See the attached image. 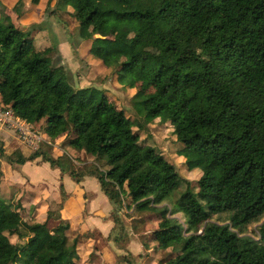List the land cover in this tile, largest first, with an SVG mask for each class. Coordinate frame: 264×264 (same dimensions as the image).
Segmentation results:
<instances>
[{
    "label": "trees",
    "instance_id": "1",
    "mask_svg": "<svg viewBox=\"0 0 264 264\" xmlns=\"http://www.w3.org/2000/svg\"><path fill=\"white\" fill-rule=\"evenodd\" d=\"M58 3L71 9L88 53L105 65L106 74L128 87L138 85L131 109L118 106L102 86H73L70 72L54 62V47L33 52L34 29L18 27L10 17L11 11L22 14L23 0H17L0 13V101L43 140L28 154L20 149L6 154L0 142V158L10 165L39 158L77 184L94 177L112 205L114 226L121 222L120 209L145 207L149 196L161 203L184 184L171 211L183 210L189 228L200 232L183 237V226L166 218L168 208H157L153 241L160 249L178 247L166 264H264V220L257 229L261 244L238 235L264 216V0ZM118 19L136 27L128 40L116 37L121 50L101 36ZM142 42L159 45L156 67H143L142 51L130 55ZM119 54L124 59L117 60ZM183 107L190 115L174 140L187 170L200 172L193 180L140 139L151 135L156 118L176 120ZM72 119L73 137L64 135ZM62 135L56 156L54 143ZM90 141L96 143L90 162L66 151L86 153ZM60 193L65 196L62 186ZM18 208L0 191V264H83L77 239L68 244L69 225L59 211L27 221ZM222 213L227 222L210 220ZM11 227L25 241L11 242L5 231ZM129 256L118 259L135 264Z\"/></svg>",
    "mask_w": 264,
    "mask_h": 264
},
{
    "label": "rangeland",
    "instance_id": "2",
    "mask_svg": "<svg viewBox=\"0 0 264 264\" xmlns=\"http://www.w3.org/2000/svg\"><path fill=\"white\" fill-rule=\"evenodd\" d=\"M45 1H46L45 6L44 7L42 6L43 9L41 8L39 12L40 17L39 15H36L37 17L33 15V16H29L28 18H24L25 23L29 25L28 29L36 28L37 26H40L39 28L45 30L43 31L42 37L39 36L38 38L37 35V37L35 38L32 51L34 52L44 49L46 45L54 47L55 48L53 53L54 62L63 65L64 68L70 72V80L73 86L75 87H83L90 85H95L98 87L102 86L108 89V91L112 93L113 100L118 106H122L125 109H127V111H130L131 109L130 98L136 92V87L138 85L137 86L133 85V87H128L127 85L120 83L112 72L106 74L105 65L100 61L95 62L94 61L95 58L92 55H89L86 59L80 58V55L77 54L76 51L78 53L79 50L81 52L84 51V47L83 45H81L83 34L78 29L75 20L71 17V15H68L66 13H64L66 15L63 16V12L60 11L64 7L58 3V0L55 2V4H52L53 2L52 0H50V2L48 0ZM16 2L17 0H0L1 15H4L6 11L12 10ZM23 8H24V3L22 9ZM51 13H53L54 16L50 15ZM10 17L15 21L16 26L21 27L19 26L20 18L17 17V15L12 11L10 12ZM135 29L136 27L133 22L126 19H118L115 24L104 27L101 32V36L113 39L114 45L119 50H121L122 44L121 42L118 41V38L116 37H119V39L128 40L135 33ZM87 32L88 30L85 31V33ZM96 36H100V35H96ZM137 51H142L143 53L142 55L143 67H156L158 65L159 45L142 42L136 47L130 49V55L136 53ZM116 59L122 60L124 59V57L119 54L116 56ZM127 115L129 116V114ZM189 115H190V109L188 107H183L181 110V115L176 120H170V119L163 120L165 117L156 118L153 121V123L149 126L151 135L145 136L144 134H141L140 139L142 140V138L145 137V139L143 140L144 143L151 145L152 147L155 148L156 151L162 152L170 162L172 163L174 162L176 164L178 171H180L183 177L189 180H193V178L197 177L200 174V172L198 169H193L190 171L187 170L183 162L184 157L176 153L177 147L175 145V140H174L176 136L177 128L186 123V120ZM73 125H74L73 119L70 120V122H67L66 124L67 130L64 131V135L68 134L72 137L75 135ZM0 129H1L0 142H2L4 145L5 153L10 154L13 150L18 148L20 149L17 141L18 139L19 140L21 139L19 138L18 134L15 131H13V128L4 125L3 127H0ZM34 129L36 130V128ZM63 137L64 136L62 135L59 142ZM27 138L29 137L27 136ZM59 142H57V146L60 148ZM88 148H89L88 150L89 152L86 151V153L84 151L75 152L70 148H67L66 151L73 158L79 157L85 160L86 162H90L93 159L92 155L95 152L96 143L94 141H90ZM53 154L58 155L57 150H55ZM0 163L4 167L5 174H7L9 172V168L6 165L7 163L2 159ZM13 166H15L16 168L18 165L14 164ZM29 167L30 166H28V168ZM36 167L38 168L35 169L32 172V174L37 175L36 177H38V179L45 180L47 183L50 182L53 183L56 180L60 182L61 178L55 177L56 171L50 168L47 165V163H41ZM61 174L63 175L64 173L61 172ZM65 177H67V179H69L71 183L75 184L68 175H66ZM62 182L64 184L66 183L65 185H68V182H66V178ZM84 185L86 191L84 190L85 192L81 193L80 190V194H78L77 191L74 190L71 193L73 199L70 202L69 195L67 196L65 195L63 197L60 193L61 186L64 188L63 184L60 185L59 183L58 186H57V182L55 186L54 184H50L51 189L56 190V192L59 191L61 195V202L53 205L52 208L48 207L47 209H50L51 211L57 213V211L60 212V210L62 211L63 208H66L65 210H69L70 216H72V214L76 212L79 204V210L82 211V213H87L89 211L88 200L93 197L92 196L93 191H97V186H98L97 180L91 178V180L89 181H84ZM70 187L71 186L68 185V188ZM184 188L185 185L181 184L177 191L172 193V195L167 200H164L161 203H157V204L153 203L152 197L149 196L147 199L150 201L145 207H142L140 209L136 208L135 210H132L133 205H131L129 208L120 209L119 217H121V222L116 226H114L115 224L112 221L111 215L109 214L110 217L109 219H111L112 225L110 224L109 230L104 232L105 236H102L100 232H98L97 230L93 231L92 244L91 245L88 244L89 246L85 247L84 254L79 252V255L80 256L84 255L86 259V257L93 255L94 251H101L102 249H104V247H107L108 242L109 243L113 242L112 246L118 249L120 248L121 251L119 252H121V255H127L129 253L131 255L129 256L130 259L135 264H166L167 260H170L172 255L175 254L178 247L176 244H173L174 246L171 245L167 248L160 249L158 248L156 242L153 241L152 230L156 228L158 225L154 212H157L159 208L167 207L168 211L165 214L166 218L172 219L173 221H176L177 223L183 226L182 228L183 237H189L190 235H197L200 232V230L196 231L189 228L183 210H176L174 212L171 211L172 208L175 207L176 205L175 203L176 199L180 197L181 195L180 193L184 190ZM1 189L4 192H10L11 190L10 186L4 183H2ZM18 190H19L18 192L14 193V198L12 200V207H14L16 203L20 204L21 206L20 211L23 218L27 221L35 220V218L32 217L31 208H29L30 202L26 198V196L29 195L24 194V191L21 188H19ZM100 193L105 197V195L102 192ZM51 197L52 196H50V198ZM188 199L192 200V197L189 195ZM52 201L53 200L50 199L51 203L49 205L52 204ZM108 203L110 204V202ZM99 207L101 211H105L106 209V205L104 204V202ZM155 208L158 209L155 210ZM110 210H112V208ZM96 212L97 210L96 211L94 210L93 215ZM62 218L64 219V221L68 223L70 227L71 226L70 222H72V220L70 221L67 217L66 218L62 217ZM210 220L216 221L218 223L227 222V214L222 213L220 215H213ZM263 220H264V216L258 221H254L248 225H244L239 231L238 235L248 236L255 243L261 244L257 234V229L259 224ZM77 222L79 223L83 222L79 216H77V220H75V224H72L71 226L72 230L69 231L68 228V230L66 231L68 244H72V242L75 239H78V231L81 230H80V226L78 227L76 225ZM14 229L15 227H11L9 228V230H5L10 241L13 243H21L25 241L24 239H19L15 234H13L12 231ZM82 233L84 234L85 232ZM104 239H107L109 241L106 242V240ZM95 243L97 245H95ZM94 255L99 257V254L98 255L94 254ZM111 257L112 258L108 257V260H104L107 261V263L104 264H126L120 262L117 255L115 257L114 256ZM96 264H103V260L100 259L98 262H96Z\"/></svg>",
    "mask_w": 264,
    "mask_h": 264
},
{
    "label": "crops",
    "instance_id": "3",
    "mask_svg": "<svg viewBox=\"0 0 264 264\" xmlns=\"http://www.w3.org/2000/svg\"><path fill=\"white\" fill-rule=\"evenodd\" d=\"M48 1L50 2V0H48ZM52 1H53L52 4H55V2L57 0H52ZM45 2H46L45 0H39V2L37 4L32 5L29 0H23L24 8L22 10L21 16L19 17L20 18V20H19L20 25L19 26L23 27L24 29H27L29 25L25 23L24 18H28L29 16H33V15H35V16L39 15V17H40L39 12H40V9L42 8V6L43 7L45 6ZM68 11L70 12L71 9L69 7H64L61 9L60 12H63V16H65L66 14L70 15L68 13ZM64 13H66V14H64ZM50 15H53V13H51ZM39 27L40 26L33 28L34 29L32 31L33 37H34L33 44H34V40L37 37V35H38V38H39V36L42 37L43 31H45ZM81 45H83L84 51L81 52L79 50V55L82 59H86L90 55L88 53L89 46L86 43V41H84L83 39L81 41ZM46 47H51V46L46 45L45 48ZM94 61L99 62V60H97V59H94ZM36 132H37V136L39 137L38 139L43 140L41 132H39V131H36ZM38 139H34L35 141H34L33 145H31L29 143H25L19 139H18L17 143H18V146L20 147V150L22 152L28 154L30 151H32L37 146L38 142L40 141V140L38 141ZM59 140H60V138L58 140H56V142L54 143L55 150H56V148H59L57 146V142H59ZM57 154H59L58 151H57ZM0 161H1V158H0ZM38 161H39V158H37L36 160H33V161H27L24 164L18 165L16 168H15V166L10 165L5 161L7 163L6 165L9 168V172L7 174H5L4 167L0 163V170H1L0 181H2V182H0L1 183L0 184V191L5 196L11 197V199L13 200L14 193L18 192L19 191L18 189L21 188L24 191V194L29 195V196H26V198L30 202L29 208H31L32 217L35 218L36 221H43L47 217V211L50 210L47 208L48 207L52 208L53 205L61 202V195H60L59 191L56 192V190L51 189L50 184H54V186L56 185V182H57V186L59 185V183H60V185L63 184L65 195L66 196L69 195V201L71 202V200L73 199L71 193L74 190L77 191L78 194H80V190H81V193H84L86 191L84 181H89V180H91V178H94V177L86 176L78 184L75 183L70 178L75 183V184H73L69 181V179H67V177H65L68 174L64 173L62 175L61 171L59 169L52 168V169H54V171H56L55 177H59V178H61V180H60V182H58V180H56L53 183H51V182L47 183L45 180L38 179V177H36L37 175L32 174V172L38 168V167H36L37 165H39L41 163H47V162H38ZM47 165L49 166L48 163H47ZM28 166H30V167L28 168ZM25 176H27V177H25ZM65 178H66V182H68V185L71 186L70 188H68V185H65L66 183L64 184L62 182V181H64ZM2 183L10 186V188H11L10 192H4L1 189ZM97 185L99 186L98 182H97ZM82 186H84V187H82ZM98 186H97V191H93V193H92L93 197L88 200L89 211L87 213H82V211L79 210V204H78L76 212L73 213L72 216H70L69 210H65L66 208H63L62 211L60 210V214L62 217H65V218L67 217L70 221L72 220V222H70L71 226H72V224H75V220H77V216H79L80 219L83 221L82 223L77 222V224H76L78 227L80 226V230H81V231H78V239H77V243H76V249H77L78 255H79V252L84 254L85 247H88L89 245L92 244V242H93L92 232L93 231L97 230L98 232H100V234L102 236H105L104 232L109 230L110 224L112 225V221H111V219H109L110 218L109 214L111 212L110 209L112 208V205H111V203L110 204L108 203L109 201H108L107 197L106 196L104 197L100 193L102 191L100 190V188L98 189ZM50 196H52V197L50 198ZM50 199L53 200L51 205H49L51 203ZM103 202L106 205L105 211H101V209L99 207ZM15 205H17L19 207L18 210L20 211V208H21L20 204L16 203ZM94 210L95 211L97 210V212L93 215ZM71 226L69 227V231L72 230ZM77 226H76V229H77ZM110 231H111V229H110ZM82 232H85V233L83 234ZM104 240H106V242L109 241L107 239H104ZM112 243L108 242L107 247H104V249H102L101 251H94V254H97V255L99 254V257L93 254L89 257H86V259H85L84 255L83 256L79 255L78 260L83 264H96V262H98L100 259L103 260V264L107 263V261H104V260H108V257L112 258L111 256L115 257L116 255L117 256L121 255V252H119V251H121V249L115 248L114 246H112ZM95 245H97V244L95 243ZM105 248H107V249H105Z\"/></svg>",
    "mask_w": 264,
    "mask_h": 264
},
{
    "label": "built area",
    "instance_id": "4",
    "mask_svg": "<svg viewBox=\"0 0 264 264\" xmlns=\"http://www.w3.org/2000/svg\"><path fill=\"white\" fill-rule=\"evenodd\" d=\"M4 125L13 128V131L18 134L21 141L25 143L29 142V144H33L35 141L34 139L39 138L36 130L31 124L15 116L13 111L6 108L0 101V127H3ZM27 136L31 139L27 138ZM39 140L40 139H38V141Z\"/></svg>",
    "mask_w": 264,
    "mask_h": 264
}]
</instances>
